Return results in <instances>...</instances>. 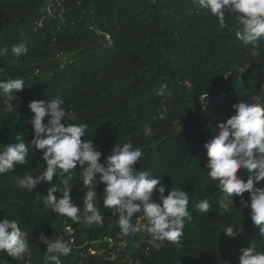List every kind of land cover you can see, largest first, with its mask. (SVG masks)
<instances>
[{"label": "trees", "instance_id": "obj_1", "mask_svg": "<svg viewBox=\"0 0 264 264\" xmlns=\"http://www.w3.org/2000/svg\"><path fill=\"white\" fill-rule=\"evenodd\" d=\"M26 263L264 264V0H0V264Z\"/></svg>", "mask_w": 264, "mask_h": 264}, {"label": "rangeland", "instance_id": "obj_2", "mask_svg": "<svg viewBox=\"0 0 264 264\" xmlns=\"http://www.w3.org/2000/svg\"><path fill=\"white\" fill-rule=\"evenodd\" d=\"M47 11H48L49 14L52 12L50 6H48ZM151 200H152V199H151L150 197H147V198L144 200V202H143V206L148 205V204L150 203ZM158 202H159V204H162L163 201H162V199H159ZM164 210H168V209L165 208ZM119 250H120V249H119ZM119 250H117V251H119ZM114 254H115V253H113V255H114Z\"/></svg>", "mask_w": 264, "mask_h": 264}, {"label": "built area", "instance_id": "obj_3", "mask_svg": "<svg viewBox=\"0 0 264 264\" xmlns=\"http://www.w3.org/2000/svg\"><path fill=\"white\" fill-rule=\"evenodd\" d=\"M246 28L247 29H250L251 28V25L250 24H248L247 26H246ZM236 37L238 38V39H241L242 38V29L241 30H238L237 32H236ZM108 39V38H107ZM226 76L224 77V79L226 80ZM72 242V241H71ZM108 242H111L110 240H108ZM90 253L91 254H95V252L94 251H90ZM26 264H28V263H26Z\"/></svg>", "mask_w": 264, "mask_h": 264}, {"label": "water", "instance_id": "obj_4", "mask_svg": "<svg viewBox=\"0 0 264 264\" xmlns=\"http://www.w3.org/2000/svg\"><path fill=\"white\" fill-rule=\"evenodd\" d=\"M210 100L209 97H203L202 98V103L205 104L206 102H208Z\"/></svg>", "mask_w": 264, "mask_h": 264}]
</instances>
